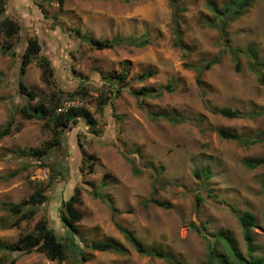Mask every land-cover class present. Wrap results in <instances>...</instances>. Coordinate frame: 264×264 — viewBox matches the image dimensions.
<instances>
[{
	"label": "rangeland",
	"instance_id": "374dc122",
	"mask_svg": "<svg viewBox=\"0 0 264 264\" xmlns=\"http://www.w3.org/2000/svg\"><path fill=\"white\" fill-rule=\"evenodd\" d=\"M210 1L174 0L172 5L169 0H5L0 19H16L21 31L19 39H12L15 56L3 53L6 38L0 34V129L14 119L13 132L0 137V243L16 242L42 219L67 235L59 211L63 200L77 191L81 202L76 206L83 213L77 238L89 257L81 264H170L139 254L115 220L134 230L146 247L169 252L184 264L207 261L210 240L227 264H241L234 256L238 253L252 262L264 259V165L250 169L243 164L245 158L264 156V84L259 81V72L264 74V0H255L227 26L232 46L248 54L241 58V71L235 69L220 28L208 25V19H215ZM212 1L222 7L231 0ZM174 11L186 51L175 45ZM74 28L105 40L147 36L150 43L144 47L122 43L100 50L78 37ZM33 36L42 51L23 76L37 94L30 100L20 92L18 81L22 54ZM219 53L221 62L203 71L199 86L197 68ZM41 55L50 59L56 84L43 82ZM148 71L153 74L139 79ZM122 72L127 74L123 82L103 78ZM170 82L174 91L160 97L137 94L142 86L161 90ZM82 88L88 93L70 98L69 92ZM102 99L106 103L100 109ZM39 102H52L47 124L22 116L23 104L33 109ZM76 106L90 110L96 125L80 117L64 130L55 149L41 157L30 152L53 138V114ZM224 107L246 114L255 110L257 115L227 118L211 111ZM156 113L183 120L169 122L154 118ZM222 127L241 136L259 135L260 140L244 145L224 139L218 134ZM128 157L146 168L142 174L134 173ZM156 178L166 184L157 194L163 205L145 206ZM99 188L118 208L116 219L109 206L92 195ZM38 189L47 192L48 201L38 205L31 220L6 227L17 217L2 203H18ZM246 211L256 216L253 252L238 217ZM191 222L204 228L203 233ZM214 234L228 236L234 252L224 247V241L217 242ZM107 240L125 251L88 247L93 241ZM67 251L68 260L61 264L73 259L71 248ZM11 258H17L15 264H60L42 252L0 251V264Z\"/></svg>",
	"mask_w": 264,
	"mask_h": 264
},
{
	"label": "trees",
	"instance_id": "16d2710c",
	"mask_svg": "<svg viewBox=\"0 0 264 264\" xmlns=\"http://www.w3.org/2000/svg\"><path fill=\"white\" fill-rule=\"evenodd\" d=\"M172 5H174V0H169ZM255 0H231L224 6L220 7L216 2H209V9L211 13L215 16V19H208V25L211 27H219L222 32L223 44L225 48L230 50L232 55V60L235 63L236 71H241V58L242 56L248 55L247 52L241 51V49L235 48L231 44V38L227 26L230 22L235 20L245 9H247ZM6 9L5 0H0V14L3 15ZM174 22H175V32L177 35L176 46L184 49L186 51L188 49L187 46L184 45L182 39L181 26L179 21V16H177V12L174 11ZM21 24L16 19L6 16L0 19V34H4L6 38V42L3 45V53H11L12 56L16 55V52L13 51L16 45L15 41L13 42V38H20ZM75 33L78 37L84 39V41L89 42L95 49H109L113 48L118 44H129L134 45L136 47H144L150 43L149 37H141L137 39H128V38H118L115 37L111 40H105L100 38L89 37L82 33L80 28H74ZM42 46L39 40L36 37H29L27 39L26 48L22 54L21 65L19 69V81L18 88L20 92L26 95L30 100H35L37 98V94L34 90L30 89L28 85L24 82L23 76L27 71V67L34 61V59L41 53ZM41 58L38 61V65L41 69V78L43 82L46 84H56L55 71L52 66L50 59L41 55ZM257 57V56H256ZM222 60V56L219 53L211 60L201 62V66L197 68L198 74L196 81L199 86H202V73L204 70L210 69L212 66L220 63ZM262 66V64H259ZM254 69V68H253ZM153 74L152 71H148L147 73H143L140 75L139 79H145L148 76ZM2 75V74H0ZM112 78L117 79L118 81L123 82L127 78V74L124 72L118 74L103 75V78ZM259 81L264 84V74L259 72ZM165 91L173 92L174 87L170 82L165 85L164 88L158 90L156 88H150L148 86H142L139 90H137L138 95H146L152 97H160L163 95ZM86 93H88L84 88L78 89L75 92H69L71 94L70 98L76 99L78 95H81L82 98ZM52 103V102H51ZM51 103L47 104L45 102H39L36 106L31 109L29 105L23 104L21 107L22 116L25 119H38L44 120L45 124H47L49 117H51ZM106 103V99H102L98 104L100 109ZM102 105V106H101ZM209 107V106H208ZM58 108H53L56 111ZM211 111L217 114H220L227 118H244V117H254L257 115L255 110L252 113L246 114L241 110H234L231 108H211ZM262 113V110L260 111ZM83 117L86 122L90 126H95L97 121L94 118L92 112L85 108L84 106H76L68 108L66 111H60L57 114H53L54 125L52 127V135L53 138L43 146H40L37 149H31L30 152L34 153L37 156H43L47 150L55 149L56 146L60 145L62 140L61 136L63 130L67 127H70L72 124H77L79 122V118ZM154 118L162 117L169 122L180 123L183 119H177L174 116L168 115L166 113H156ZM13 124L14 119L11 118L10 121L0 129V137H4L13 132ZM218 134L220 137L228 140L239 141L244 145L255 144L260 140L259 135L256 137H247L241 136L229 129L224 127L218 129ZM23 152V151H22ZM25 153V152H23ZM129 161L133 165V170L135 174H142L144 172L145 167L141 166L136 159L128 157ZM243 164L246 165L250 169H254L264 165V156L259 157H248L243 160ZM90 171L93 172L92 166L90 167ZM198 178H201L202 175L200 173H195ZM208 178V176H206ZM154 188L150 198L145 199L144 205L148 206V203L152 202L158 205H163V203L157 198L158 191L166 186L164 182H162L159 178H156L154 181ZM99 189H94L92 191V195L95 198L100 199L105 202L112 211L113 218L116 219L119 211L116 207L113 200L110 198L108 194H103ZM80 194L76 191L70 195L68 199L63 200L62 205L59 211V217L62 221L65 228H67V235L61 234L57 232V230L51 227L48 223L47 219L40 220L34 231L22 234L19 239L11 244H2L0 243V251L5 252L7 254H13L16 252L19 253H32V252H42L44 253L50 260L63 263L68 260V248H71L73 254V259L70 264H81L83 261L88 260V256H86L83 251V247L79 245L78 236H79V227L78 223L83 219V213L77 208L76 204L81 202ZM47 192L44 189H38L35 193L30 195L28 198L22 199L18 203H10L4 202L2 203L4 208L8 210L12 215H15L17 219L15 222L6 225V227L10 228L13 226L19 225L24 220H31L33 216L38 211V205H41L48 201ZM239 220L243 227V234L246 241V244L250 251H254V235L252 233V228L256 224V216L251 212H240L238 214ZM115 224L118 227L119 231L123 233L125 238L133 245L134 249L141 255L156 257L165 260L170 264H184L180 262L173 254L159 250V249H150L144 245V243L138 238L134 230H131L128 227L119 225L115 220ZM192 228L196 229L199 233H203L204 228H201L194 222H191ZM204 227V226H203ZM3 228L0 225V229ZM215 240L217 242H223L226 246H224L230 252H234V242L230 240V238L224 234H214ZM90 249L96 251H115L118 253H123L125 250L119 244L113 240L107 241H93L88 246ZM209 253L211 257L205 261L203 264H217L214 263L213 259H217L218 264H227L226 258L219 256L215 244L210 240L209 241ZM239 262L243 264H264V259L257 261L254 260H245L240 253L234 255ZM17 258H11L6 264H15ZM241 263V264H242Z\"/></svg>",
	"mask_w": 264,
	"mask_h": 264
},
{
	"label": "clouds",
	"instance_id": "9594fccd",
	"mask_svg": "<svg viewBox=\"0 0 264 264\" xmlns=\"http://www.w3.org/2000/svg\"><path fill=\"white\" fill-rule=\"evenodd\" d=\"M23 95H24V94H23ZM25 96H26V95H25ZM25 104H26V103H25ZM27 105H28V104H27ZM29 107H30V106H29ZM26 120H29V119H26ZM72 125H73V124H72ZM72 125H71V126H72ZM71 126H70V127H71ZM70 127H67V128H65V129H69ZM65 129H64V130H65ZM64 130H63V132H64ZM62 134H63V133H62ZM61 137H62V136H61ZM61 139H62V138H61Z\"/></svg>",
	"mask_w": 264,
	"mask_h": 264
}]
</instances>
